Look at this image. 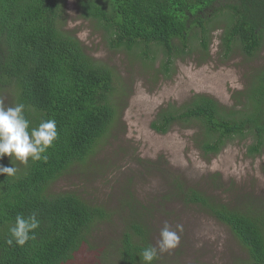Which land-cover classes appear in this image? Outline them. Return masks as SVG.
Instances as JSON below:
<instances>
[{"label":"trees","instance_id":"obj_1","mask_svg":"<svg viewBox=\"0 0 264 264\" xmlns=\"http://www.w3.org/2000/svg\"><path fill=\"white\" fill-rule=\"evenodd\" d=\"M79 4L84 16L96 19L111 37L112 47L130 53L140 50L143 60L153 62L161 53L166 75L174 60L189 52L209 55L216 24L225 25L222 42L229 54L239 49L254 56L264 47V0H79ZM65 7L66 0H0V93L12 87L14 103L25 105L31 127L51 118L59 133L45 153L47 160L12 163L7 155L0 160L3 166L17 168L15 176L0 175V264L69 263L99 223L113 214L80 190L51 189L66 171L85 165L101 150L120 110V75L97 62L80 38L64 29ZM253 79L239 108H225L216 98L198 93L181 107L160 110L151 125L167 133L176 122L198 123L205 153H218L227 141L251 136L248 153L261 154L264 70ZM176 186L180 200L226 224L253 263L264 264V202L248 197L232 206L181 183ZM133 208L138 211L135 204ZM33 212L41 222L36 239L23 247L7 245L16 216ZM138 215L115 244L114 264H142L140 253L153 245L152 231Z\"/></svg>","mask_w":264,"mask_h":264},{"label":"rangeland","instance_id":"obj_2","mask_svg":"<svg viewBox=\"0 0 264 264\" xmlns=\"http://www.w3.org/2000/svg\"><path fill=\"white\" fill-rule=\"evenodd\" d=\"M65 8L64 29L77 35L97 62L120 75L121 92L118 118L101 150L52 184L55 192L80 190L113 213L66 264H114L115 244L136 213L150 227L153 245L165 222L174 230L183 225L179 246L160 253L156 264H254L232 230L207 211L180 200L176 185L232 206L248 197L264 202V151L249 154L253 142L249 136L227 141L218 153H205L198 123L176 122L167 133L151 124L160 110L181 107L198 93L216 98L225 108L241 107L254 74L264 70V47L254 56L239 49L229 54L222 42L225 25L216 24L209 55L189 52L174 60L166 75L161 53L153 62L143 60L140 50L114 48L97 20L84 16L79 0H66ZM14 93L12 87L0 93L5 106L15 105Z\"/></svg>","mask_w":264,"mask_h":264},{"label":"clouds","instance_id":"obj_3","mask_svg":"<svg viewBox=\"0 0 264 264\" xmlns=\"http://www.w3.org/2000/svg\"><path fill=\"white\" fill-rule=\"evenodd\" d=\"M25 105L16 103L5 106L0 99V160L5 155L27 164L29 158L33 162L47 160L46 151L58 139L59 133L55 119L42 121L38 127H31V122L24 115ZM17 168L0 164V175L15 176ZM41 226L38 213L33 212L25 217L18 214L15 223L9 226V237L5 243L9 246L23 247L29 241L36 239V230ZM183 225L177 224L174 230L165 222L160 231V239L156 245H149L140 253L142 264H152L160 253L175 249L180 244V234Z\"/></svg>","mask_w":264,"mask_h":264}]
</instances>
